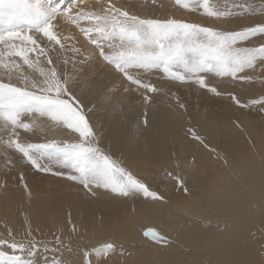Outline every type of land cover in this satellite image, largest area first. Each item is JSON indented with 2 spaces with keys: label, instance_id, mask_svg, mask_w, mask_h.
Returning <instances> with one entry per match:
<instances>
[{
  "label": "snow or ice",
  "instance_id": "snow-or-ice-1",
  "mask_svg": "<svg viewBox=\"0 0 264 264\" xmlns=\"http://www.w3.org/2000/svg\"><path fill=\"white\" fill-rule=\"evenodd\" d=\"M173 7L213 23L174 13L141 15L120 0H70L65 6L0 0V174L19 173L15 186L28 205L20 209L19 228L0 222V264H264V255L259 261L211 258L203 239H194L199 217L174 206L116 156L103 125L93 119L100 109L109 123L122 116L116 94L123 93L138 99L137 133L148 131L158 97L166 98L174 115L186 116L178 94L185 86L264 115V92L247 98L257 82L264 88V0H173ZM62 23L70 30H61ZM153 76L177 90L153 82ZM106 77L118 83H106ZM225 81L232 87H223ZM181 129L185 139L232 167L191 119ZM56 131L63 135H50ZM187 167L195 169V155ZM29 172L72 182L84 204L97 206L107 198L113 210L85 222L69 205L45 233L34 227L29 211ZM163 179L185 200L195 198L178 161L163 169ZM7 187L6 179L0 182V190ZM137 202L153 206L160 222L143 224ZM226 227L217 232L223 235Z\"/></svg>",
  "mask_w": 264,
  "mask_h": 264
},
{
  "label": "bare ground",
  "instance_id": "bare-ground-1",
  "mask_svg": "<svg viewBox=\"0 0 264 264\" xmlns=\"http://www.w3.org/2000/svg\"><path fill=\"white\" fill-rule=\"evenodd\" d=\"M54 1L53 4L58 6ZM87 2L95 3L91 0H87ZM61 27V30H70L63 23ZM157 102L158 106L163 105L160 100ZM171 113L173 111L164 116L153 112L151 129L143 130L145 133L143 137L148 141L152 152L162 158L160 160L164 162L171 160L168 151L169 142L178 140L182 134V129L177 126L178 116H173ZM95 114L98 117L97 122L104 127L105 143L110 144L113 152L125 163L132 157H146L143 145L138 141L135 128L122 127L119 124L120 117L114 121L115 125L112 124L113 122L109 123L106 112ZM209 115L212 122L210 124L202 122L207 141H211L214 136L217 144L226 147L222 151L223 154L241 155V157L240 159H230L231 168H226L217 161L210 171L211 182L204 183L202 188L198 189L196 193L194 192L195 198L188 200L193 205V207L187 208L190 210L191 217L193 219L199 217L200 221L199 228L194 229V239H203V242L208 245V254L213 259L259 261L264 255V238H262V234H264V130L257 133L255 128L251 133L245 131L239 135H228L226 131L230 129L229 125L232 123L227 119H222L219 110L211 109ZM217 118L218 120H216ZM251 122L258 126L255 118H251ZM185 124V122H181V125ZM242 133L248 134L247 142L242 138ZM50 135L59 138L63 133L56 131ZM247 144H250L253 149L243 153L242 149ZM29 173L36 176L35 173ZM46 191L52 193L50 198H43L39 194L33 195L29 208L32 215L34 213L39 215V220L42 222L61 220L69 205L72 206L74 215L83 217L85 222H89L93 215H98L107 207H110L111 211L113 210L112 202L107 198H102L97 206L84 204L80 198V190L68 189L66 191L56 186L47 187ZM162 193L171 198L174 206L178 205L175 203L181 202L180 199H173L172 191ZM21 201H25V203ZM17 203H21L19 211L28 207L26 197L14 194L10 183H8L6 189L0 190V219L19 220L17 212L13 210ZM136 207L143 224L160 222L153 206L141 205L137 202ZM33 220L36 221L37 217L33 216ZM225 224L227 225L226 230L221 235L217 232V227L224 228ZM53 226V223H48L42 229L47 233ZM191 242L188 241V243Z\"/></svg>",
  "mask_w": 264,
  "mask_h": 264
},
{
  "label": "rangeland",
  "instance_id": "rangeland-1",
  "mask_svg": "<svg viewBox=\"0 0 264 264\" xmlns=\"http://www.w3.org/2000/svg\"><path fill=\"white\" fill-rule=\"evenodd\" d=\"M95 1L96 0H91ZM62 2V3H61ZM70 2V0H55L54 3L58 4V6H65L66 3ZM121 4L124 7L130 8L132 11H136L141 15H155V16H168L170 14H175L178 18H187L194 22H201L205 24H211L213 21L208 18L201 17L197 14H189L184 12L183 10L176 9L173 7V0H156V3L153 4L152 0H120ZM60 3V4H59ZM62 29V27H61ZM153 82L155 83H162L163 86L167 88H171L173 91L177 90V85L171 82H162L158 81L156 76L152 77ZM111 81L112 84L118 83V78L116 80H112L111 77H106L105 82L108 83ZM223 87L231 88L232 85L225 83L222 85ZM264 92V88L257 82L253 86H251L248 90L247 98H255L260 93ZM178 94L182 98V101L187 105V114L185 115H178L177 117V126L181 129V122H185L188 119H191L192 124L197 126L204 136V128L202 126V122L204 124H210L212 122L209 110L216 109L219 110L220 116L222 119L229 120L232 124L229 125V130L226 131L228 135H239L241 132L248 131L251 133L252 130L256 128L257 133L264 130V115L259 113L255 109H238L231 102L226 98H217L213 97L211 94H207L204 92L197 93L194 88L190 87H179ZM121 95V96H120ZM116 99L119 103L120 109H122V116H120L121 120L119 124L124 128H135L137 133L136 121L141 114V108L138 103V99L135 96L125 95L123 93H117ZM160 100L163 105L157 106L155 109V113L160 115L170 114L172 111L171 108L167 106V100L165 97L161 96L157 98V101ZM158 103V102H157ZM235 110V112H233ZM105 112V110L100 109L96 113ZM153 111L149 112L150 118H154L152 116ZM225 113V114H223ZM173 116L174 113H171ZM207 114V115H206ZM251 118H255L257 121V125L251 122ZM95 121H98V117L95 114L93 117ZM218 120V118L216 119ZM234 121H238L244 131L238 129ZM113 125L116 123L113 122ZM240 130L239 132H237ZM138 134V133H137ZM145 135L143 129L139 130L138 134V141L143 145L144 153L146 157L143 158H129L128 162L126 163L128 166L133 168L134 171L140 173L143 177H145L150 183L154 186H157L161 192L172 191L173 192V199H180L181 202H177L175 204L183 205L185 208L193 207V205L182 196V194H178L175 189L172 188L171 183L163 179V169L164 168H171L174 166L175 162H179L181 168L185 169L189 173V185L194 189L196 193L198 189L202 188V185L206 182L210 183V171L214 168L217 164V160L214 156L209 153L207 150L203 149L201 146L197 145L196 143L190 142L188 139L183 137V133L180 134L178 140L174 141L171 140L169 142L168 151L170 153L169 162H164L160 159V157L156 156L148 143V141L143 137ZM242 138L248 141V134L242 133ZM208 142V141H207ZM209 143L216 147L221 154L222 151L226 148L224 146H220L215 142V137L212 136V140ZM252 146L247 144L243 149V153L250 152L252 150ZM175 153L173 156L172 154ZM118 156L116 153H114ZM193 155L196 157V167L194 170L189 169L187 165L191 161ZM229 159H240L241 155L232 156L231 154L227 155ZM119 157V156H118ZM36 174V173H35ZM19 173L13 171L8 173L7 176L1 174L0 181L7 180L12 187V191L16 195L25 196L22 190L19 187H16V180L18 178ZM38 175V177H36ZM30 173H27L26 179L29 187L31 188L33 195L39 194L41 197L50 198L52 195L51 192H47V187H56L59 186L64 190L72 189V190H80L78 185H74L72 182L55 178L50 175L45 174H36V176H32ZM170 188V189H169ZM24 202L25 201H21ZM104 204V203H102ZM21 203H17L14 205L13 210L17 212V218L19 220H11V219H0V222L6 220L11 226L19 228L21 225V221L23 216L19 211ZM108 205V204H107ZM110 207L105 208L102 212H110ZM33 216L37 217V220L34 221V224H39L42 228L44 225L48 223H53L56 226V221L51 220L49 222H42L39 220V215L36 213ZM34 225V227H35Z\"/></svg>",
  "mask_w": 264,
  "mask_h": 264
}]
</instances>
